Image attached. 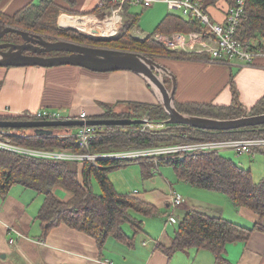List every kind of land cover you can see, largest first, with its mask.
Segmentation results:
<instances>
[{"label": "crops", "instance_id": "0c3cea01", "mask_svg": "<svg viewBox=\"0 0 264 264\" xmlns=\"http://www.w3.org/2000/svg\"><path fill=\"white\" fill-rule=\"evenodd\" d=\"M29 1L2 0L0 10L13 14ZM57 2L61 5L59 20L64 25L66 14H85L98 6L100 0ZM228 4L229 0H225L210 7L216 20H225L230 7ZM73 21H70V25ZM182 52L173 51L159 58L177 77V103L229 105L233 100L231 78L239 92L240 101L248 111L264 98L263 57L245 63L239 60H212L206 56H186ZM123 100L159 104L147 80L128 69L97 71L75 64L0 65V116H19L26 114L22 113L24 111L59 106L64 112L78 115L86 111L93 117L104 113L102 103ZM8 109L13 110V113ZM58 130L56 128L55 132ZM99 162L100 159L98 165H95L99 166ZM138 162L153 179L145 182L144 191L135 187L129 193L154 208L146 213L132 210V214L141 220L142 229L136 230L131 223L125 222L123 227L131 237L130 241L110 236L104 246L100 247L90 233L66 223L45 231L44 224L38 219L45 199L44 193L32 185L15 183L6 194L0 192V264H99L98 259L101 257H110L114 264H264L262 229L253 230L248 240L228 242L222 259L217 258L208 248L190 247L170 251L168 247L173 244L180 222L190 210H199L211 216H224L248 227H254L260 218L253 210L235 204L221 190L180 179L174 166L175 173L169 170L165 176L154 177L153 171L160 166L159 160L150 156ZM84 163H77L80 181L83 180ZM126 164L128 160L113 168ZM66 188L58 185L55 193H70ZM182 189L185 190V196H182L181 204L175 205L172 195L180 194L178 190ZM69 196L72 195L68 194L66 199ZM35 199L41 200V204H36ZM11 226L16 230H11ZM11 238H14V242L10 241Z\"/></svg>", "mask_w": 264, "mask_h": 264}, {"label": "trees", "instance_id": "16d2710c", "mask_svg": "<svg viewBox=\"0 0 264 264\" xmlns=\"http://www.w3.org/2000/svg\"><path fill=\"white\" fill-rule=\"evenodd\" d=\"M199 1L203 8L211 13L212 5H217L225 0ZM1 2L2 0H0ZM233 3L234 0H229L228 5ZM113 4L117 5V2H107L103 7L98 4L88 12H96L100 16H104ZM131 5L129 1L123 5L125 12L122 25L124 26L121 27L124 32L120 33V37L108 42L121 46L118 48L150 51L161 55L169 54L173 51L164 43L165 47L161 42L156 41V34H171L177 30H201L202 25L193 17L183 16L179 11H169L157 24L154 33L148 34L144 39L134 37L131 33L126 32L133 25H139L140 16L139 13H133L130 10ZM60 9L61 5L57 0H31L13 14L0 10V23L11 24L31 31H36L33 29L50 31L59 36L64 35L73 41L94 44L92 42L96 40L95 38H88L73 29L67 31L61 28L58 18L54 19ZM68 9L73 10L70 7ZM212 17L214 18L213 15ZM256 36H264V0H247L246 16L239 29V37L246 41ZM155 46L161 49L157 50ZM182 54L187 56L184 52ZM231 81L233 100L229 105L202 102L180 104L176 102L177 106L181 111L200 115L240 116L244 113V104L240 101L239 92L232 78ZM119 102L117 101V103ZM121 102H125V100ZM117 103L114 105L102 103L105 109L104 113L93 115V117L142 118L143 113L148 112L150 120L165 122L168 119L167 112L158 103L130 101L128 104L135 107L134 113L114 112V106H117ZM142 108L145 109L143 113H141ZM261 112H264V98L248 111L249 114ZM69 115L77 114L69 112ZM26 117L28 118L26 115L0 116V118L10 119ZM166 124L165 131L157 133L143 129L140 123L125 125L124 129L119 125H101L96 128L90 139V151L96 153L156 147L155 145L158 144L170 145L202 140L264 136V124L230 130L203 129L182 123ZM80 126H55L53 127L55 129L66 127L70 131L65 134L56 132L42 135L35 132L28 133V135L23 134L14 138V141L20 145L44 151L85 152L86 149L82 148L78 141L77 134ZM9 128L21 129L18 131L26 129L24 127ZM180 154L182 155L161 156L159 161L172 164L182 180L227 193L235 204L253 210L260 219L254 227H248L224 216H211L199 210H190L180 222L173 244L168 247L170 251L190 247L208 248L214 252L217 258L222 259L228 242L248 240L253 230H264V178L257 181L251 168L237 163L219 150L184 151ZM125 161L127 160L104 157L100 159L99 166L92 164L91 161H85L82 171L83 180L80 181L77 162L74 160L19 153L0 147V192L6 194L11 186L18 182L32 185L43 192L45 199L38 219L44 224L45 231L60 223H66L90 233L96 238L100 247L104 246L110 236H115L122 241H130L131 237L124 230L123 224L129 222L136 230L142 229L141 220L132 214V210L146 213L152 211L154 207L130 193H120L115 188L108 171ZM93 174L98 178L102 193L94 191L91 182ZM58 185L73 191L68 200L61 199L55 193V188Z\"/></svg>", "mask_w": 264, "mask_h": 264}, {"label": "built area", "instance_id": "2783aa9c", "mask_svg": "<svg viewBox=\"0 0 264 264\" xmlns=\"http://www.w3.org/2000/svg\"><path fill=\"white\" fill-rule=\"evenodd\" d=\"M129 1L130 4L141 2L145 6H151L157 1H164L171 9L177 10L183 16L193 17L202 25L201 30L176 31L172 34H160L158 39L173 51H183L194 56H206L212 60H239L245 63H252L258 57L264 58V36L253 37L244 41L239 37V29L244 23L246 16L247 0H234L226 12L224 21L216 20L211 13L203 8L199 0H100L99 6L103 7L107 2H117V5L111 6V12L104 19L99 17L96 12L85 13L81 15H68L64 18V26L70 21L79 22L81 28H88L91 33L115 34L122 22L123 15L120 11L123 5ZM89 18L92 22H89ZM108 21L107 25L100 26L101 22ZM86 24V26L82 25ZM122 25V24H121ZM120 25V26H121ZM28 118L41 119H61V118H82L90 116L86 111L78 115H69L62 110L53 108H42L34 113L24 114ZM148 120V119H147ZM150 122V121H148ZM161 123V122H160ZM163 123V122H162ZM165 124V123H163ZM101 125L84 124L78 129V141L80 146L86 149L85 152L70 151H44L29 147L20 146L13 140L14 136H21L26 131H13L12 128H0V147L32 155H44L56 159L91 161L97 164L101 158H139L143 154L153 156L156 161L160 156H177L184 151H210L222 149H231L238 154L264 153V136L261 137H243V138H224L215 140L193 141L189 143L170 144L164 146L147 147L143 149L130 150L119 153H95L90 151V139L97 127ZM137 191V190H136ZM182 195L174 193L172 201L175 205L181 204ZM10 229H15L13 226ZM16 230V229H15ZM14 242V238L10 239ZM99 264H114L110 257H101L98 259Z\"/></svg>", "mask_w": 264, "mask_h": 264}, {"label": "water", "instance_id": "95a60500", "mask_svg": "<svg viewBox=\"0 0 264 264\" xmlns=\"http://www.w3.org/2000/svg\"><path fill=\"white\" fill-rule=\"evenodd\" d=\"M9 33L22 37L23 42H0V65H81L97 71L128 69L142 75L149 83L159 103L168 114L166 123H182L203 129L230 130L264 124V112L244 113L234 117L200 115L181 111L175 101L177 77L173 71L144 52L104 46H94L67 39H49L37 33L11 24L0 23V40ZM51 53L53 55H47ZM165 76L171 79L167 86ZM146 118L89 117L61 119H10L0 118V127L32 128L37 134H52L55 126L68 125H132L148 123Z\"/></svg>", "mask_w": 264, "mask_h": 264}, {"label": "rangeland", "instance_id": "374dc122", "mask_svg": "<svg viewBox=\"0 0 264 264\" xmlns=\"http://www.w3.org/2000/svg\"><path fill=\"white\" fill-rule=\"evenodd\" d=\"M124 9H125V7H122L120 14L124 15V12H125ZM165 9L177 12V10L169 8L168 4L164 1H157L151 6H145L141 2L133 3L130 6V10L133 13H139V16H140L139 21L140 22H139V25H137V24L133 25L132 28H130L126 33H131L132 36H134V37L136 36L138 38H141V37H143L149 33L150 34L154 33L157 24L164 17V14L167 12V10L165 11ZM111 10L112 9H110L108 11V13H110ZM85 13H88V12H85ZM81 14H84V13H77L76 15H81ZM96 14L99 17H101L102 19H104L107 15V14H105L104 16H100L98 13H96ZM57 18H58V24L61 26V28L65 29L67 31H70L73 29L80 34L87 36L88 38H95L96 39L95 41L92 42L94 44L80 42V41H76V42L94 45V46H104V47H112V48L121 47V46H116V44H113L112 42L109 44L108 42L114 40L115 38L120 37V33L122 32V27L124 26V25H121L124 23L123 18H122V22L120 23V25L122 27L119 25L118 31L115 34H103L102 32L91 33L88 28L84 29V28H81L80 26H78L79 22L80 23L84 22L83 21L84 19H82L76 23H73L72 26H64L60 23L59 14H57V16L54 19L56 20ZM107 22L108 21L101 22L100 26L107 25ZM82 25L87 26L86 24H82ZM33 30H36L34 32H37L40 34L42 33L44 36H46V38H49V39L62 38V39L72 40V39H69L68 37H66L64 35L59 36L57 34H54L53 32H50V31H38L37 29H33ZM177 31H183V30H177ZM123 32H124V29H123ZM69 35H71V34H69ZM139 36H141V37H139ZM5 38H10V39H13L14 41H17V42H21L23 40L21 36H19L18 34H15V33H9V34L5 35ZM121 38H122V36H121ZM144 38H146V37H144ZM144 38H141V39H144ZM155 39H156V41L161 42L163 44V41L158 39L156 36H155ZM155 47L157 50L161 49L157 46H155ZM164 47H165V45H164ZM119 49H122V48H119ZM130 50H132V49H130ZM140 52H144L148 55L154 56V58L156 60H159L160 55H161L160 53H154V52H150V51H142L141 50ZM49 54H51V53H49ZM165 79H166L167 86L171 88V79L169 78V76H165ZM99 100H103V99H99ZM128 102H130V101L125 100V102H121V101L119 103L116 102L117 106H114V110H115L114 112H117V113H127V112L134 113L135 107L130 106L128 104ZM116 103H108V104L114 105ZM193 104H196V103L193 102ZM158 105L161 106L160 103ZM189 106H192V105H189ZM44 108H46V107H44ZM48 108L59 109V110L65 111L64 109L59 108V106H52V107H48ZM8 110L10 113H13L12 112L13 110H11V109H8ZM38 110H36V111H24L22 113H34V112H37ZM143 110H145V109L142 108L141 113H143ZM9 112H6V113H9ZM65 113L69 114V112H65ZM112 117H114V116H112ZM142 118H147L150 120V114L148 112H144ZM24 119H29V118H24ZM140 124H142L143 129L145 128L151 132L154 131L155 133H157L158 131L164 132L165 131L164 129H166V127H167V124H163L162 122L160 123L159 121H154V120H150V122H148V123H140ZM119 126L122 129L126 128L125 125H119ZM26 129L27 130L24 132L25 135H28V133H34V130L32 128H26ZM18 130H21V129H13V131H18ZM65 130H66V127H61L57 133L65 134ZM18 137H20V136H18ZM168 144H170V143H168ZM164 145H167V144H158L155 146H164ZM20 146L27 147L24 145H20ZM29 148H32V147H29ZM33 149H37V148H33ZM137 149H143V148H137ZM130 150H136V149L105 151V153H119V152H125V151H130ZM221 153L224 154L225 156L233 158L234 161H236L237 163H241L246 168H251L253 176L257 181H260L264 178V153H259L257 155H254V154H238L231 149H222ZM148 157H150V156L143 154L141 157L134 158V159L122 158L124 160H128V164L110 169L108 171L110 179H112L113 183L115 184V186L117 187V189L120 193H123V194L129 193L135 187L139 188L141 191L145 190V188H146L145 182H147L149 179H153V178H152V176L148 175L147 170L143 169L142 164L138 161H140L141 159H146ZM160 157L161 156L159 155L157 158H160ZM75 162L78 163L79 161H75ZM169 170H171L175 173L173 165L166 164L164 162H160V166L155 169V172L153 171V174H154L153 176L154 177L155 176H162V175L165 176L166 171H169ZM92 182H93V186H94V191L96 193H102V188L100 186V183L95 176H92ZM18 183H21V182H18ZM66 189L70 191V193H68V194L72 195L71 190L69 188H66ZM178 192L180 194L182 193L181 194L182 196H185V193H184L185 190H183V189L178 190ZM68 194L61 195L59 192L57 195L63 200H68L70 198V196H69L66 199ZM35 201H36V204H39V203L41 204V200L35 199Z\"/></svg>", "mask_w": 264, "mask_h": 264}, {"label": "flooded vegetation", "instance_id": "af4514ba", "mask_svg": "<svg viewBox=\"0 0 264 264\" xmlns=\"http://www.w3.org/2000/svg\"><path fill=\"white\" fill-rule=\"evenodd\" d=\"M24 40H22L21 42H23ZM0 42H17V41H14L13 39H10V38H5V36L3 37V39H1L0 40ZM47 55H53V54H47ZM16 137H18V136H14L13 137V140H14V138H16Z\"/></svg>", "mask_w": 264, "mask_h": 264}, {"label": "clouds", "instance_id": "9594fccd", "mask_svg": "<svg viewBox=\"0 0 264 264\" xmlns=\"http://www.w3.org/2000/svg\"><path fill=\"white\" fill-rule=\"evenodd\" d=\"M65 26H72V25H65ZM176 32V31H175ZM160 34H166V35H169V34H167V33H158V34H156V37L158 36V35H160ZM172 34V33H171ZM173 51V50H172ZM185 53V52H184ZM187 55H189V56H191L190 54H188V53H186ZM192 56H194V55H192ZM27 118V117H26ZM29 119H41V118H29ZM147 119V118H146ZM149 120V119H148ZM150 121V120H149ZM163 123H165L166 124V122H163ZM1 128V127H0ZM27 130V129H26Z\"/></svg>", "mask_w": 264, "mask_h": 264}, {"label": "bare ground", "instance_id": "6f19581e", "mask_svg": "<svg viewBox=\"0 0 264 264\" xmlns=\"http://www.w3.org/2000/svg\"><path fill=\"white\" fill-rule=\"evenodd\" d=\"M89 22H92V20H91L90 18H89ZM73 23H76V22H75V21H73V22H72V24H73ZM70 24H71V23H68V24H66V25H70ZM78 26H79V25H78ZM86 27H87V26H86ZM106 27H107V29H108V28H109V25L107 24V26H106Z\"/></svg>", "mask_w": 264, "mask_h": 264}]
</instances>
